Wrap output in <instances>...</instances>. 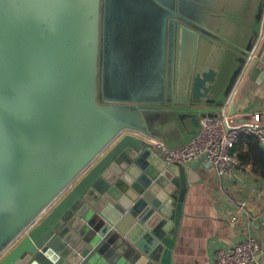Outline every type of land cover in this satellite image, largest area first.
<instances>
[{"label":"water","instance_id":"1","mask_svg":"<svg viewBox=\"0 0 264 264\" xmlns=\"http://www.w3.org/2000/svg\"><path fill=\"white\" fill-rule=\"evenodd\" d=\"M246 1L0 0V264H174L206 156L169 164L145 136L165 140L153 111L186 128L264 82V0L227 36Z\"/></svg>","mask_w":264,"mask_h":264},{"label":"crops","instance_id":"2","mask_svg":"<svg viewBox=\"0 0 264 264\" xmlns=\"http://www.w3.org/2000/svg\"><path fill=\"white\" fill-rule=\"evenodd\" d=\"M256 5L257 0L242 3L236 13L237 21L231 22L227 29L230 40L245 42L254 24ZM213 62L218 63L216 59ZM244 76L245 73L231 102L237 101L233 115L229 114L233 122L250 118L252 112L261 110L264 105V82L258 84L249 80L243 85ZM150 106L159 108L161 105ZM220 107L212 106L210 113L206 114H217ZM153 114L159 116L157 127L164 126L162 135L169 146L188 140L198 130L202 116L198 114L197 125L188 121L186 128H182L179 118L171 112L156 110ZM173 119H176V124L172 123ZM234 151L238 154L236 144ZM197 162L184 165L190 168ZM196 174L198 180L188 183L182 203V215L171 254L173 263L215 264L217 249L231 248L249 235L264 244V179L254 174L251 165L241 163L233 177L218 178L213 168L202 162ZM259 264H264V256Z\"/></svg>","mask_w":264,"mask_h":264},{"label":"built area","instance_id":"3","mask_svg":"<svg viewBox=\"0 0 264 264\" xmlns=\"http://www.w3.org/2000/svg\"><path fill=\"white\" fill-rule=\"evenodd\" d=\"M262 33L260 31L258 39L247 57L248 65L260 46ZM241 78L242 76L234 84L219 112L214 115L203 114L198 130L185 142L169 146L161 137L144 135L150 142L152 150L169 164L184 165L199 160L205 155L206 158L203 160L205 166L213 168L218 178L233 177L241 165L238 154L234 151L238 135L241 132L254 134L264 146V105L261 110L252 112L248 119L237 122L230 120L229 108ZM263 256L264 244L257 237L249 235L239 240L231 248L217 249L215 264H259Z\"/></svg>","mask_w":264,"mask_h":264},{"label":"trees","instance_id":"4","mask_svg":"<svg viewBox=\"0 0 264 264\" xmlns=\"http://www.w3.org/2000/svg\"><path fill=\"white\" fill-rule=\"evenodd\" d=\"M236 149L242 164H250L254 174L264 179V146L254 134L241 132Z\"/></svg>","mask_w":264,"mask_h":264}]
</instances>
